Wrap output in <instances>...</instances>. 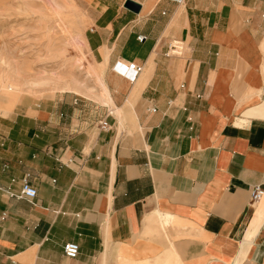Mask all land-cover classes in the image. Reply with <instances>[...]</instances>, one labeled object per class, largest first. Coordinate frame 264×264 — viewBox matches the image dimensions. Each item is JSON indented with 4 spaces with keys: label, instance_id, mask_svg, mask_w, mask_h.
<instances>
[{
    "label": "crops",
    "instance_id": "1",
    "mask_svg": "<svg viewBox=\"0 0 264 264\" xmlns=\"http://www.w3.org/2000/svg\"><path fill=\"white\" fill-rule=\"evenodd\" d=\"M85 8L108 100L62 91L0 109V264H157L170 251L172 263L264 264V193L249 195L264 189V0ZM119 61L141 71L130 80Z\"/></svg>",
    "mask_w": 264,
    "mask_h": 264
},
{
    "label": "rangeland",
    "instance_id": "2",
    "mask_svg": "<svg viewBox=\"0 0 264 264\" xmlns=\"http://www.w3.org/2000/svg\"><path fill=\"white\" fill-rule=\"evenodd\" d=\"M87 3L0 0V109L9 110V103L15 100L14 107L21 97L38 102L62 91L105 97L103 73L83 37ZM170 256L171 251L157 264H181L170 262ZM117 259V264H134L137 258Z\"/></svg>",
    "mask_w": 264,
    "mask_h": 264
},
{
    "label": "built area",
    "instance_id": "3",
    "mask_svg": "<svg viewBox=\"0 0 264 264\" xmlns=\"http://www.w3.org/2000/svg\"><path fill=\"white\" fill-rule=\"evenodd\" d=\"M169 1L180 4L184 0H169ZM262 16H264V13L262 14ZM137 39L139 41H142L143 35H138ZM181 52H182V47L178 42L173 41L172 43H169L167 54L180 55ZM114 67L116 71H119L130 80H133L137 76V74L141 71V66L137 65L134 62L124 63L122 61H119L115 64ZM100 127L104 130L109 129V125L105 120L100 122ZM263 193H264V189L260 184L253 185L249 193L251 204L256 203L262 197ZM19 195L26 199H33L37 195V189L32 184H30L26 178H24L19 189ZM62 251L66 257L75 258L79 254V244L74 241H66L62 245Z\"/></svg>",
    "mask_w": 264,
    "mask_h": 264
},
{
    "label": "water",
    "instance_id": "4",
    "mask_svg": "<svg viewBox=\"0 0 264 264\" xmlns=\"http://www.w3.org/2000/svg\"><path fill=\"white\" fill-rule=\"evenodd\" d=\"M127 5H125L127 8H129L130 10L137 12L139 11V5L133 3L132 1H127L126 2Z\"/></svg>",
    "mask_w": 264,
    "mask_h": 264
},
{
    "label": "bare ground",
    "instance_id": "5",
    "mask_svg": "<svg viewBox=\"0 0 264 264\" xmlns=\"http://www.w3.org/2000/svg\"><path fill=\"white\" fill-rule=\"evenodd\" d=\"M101 81H102V80H101ZM103 85H104V83H103ZM104 87H105V85H104ZM107 100H108V93H106L105 97H103V101H104V102H106ZM14 101H15V100H12V101L9 103V105H8L9 110L12 109V107H13V105H14Z\"/></svg>",
    "mask_w": 264,
    "mask_h": 264
}]
</instances>
